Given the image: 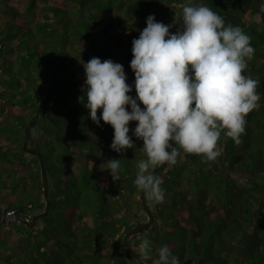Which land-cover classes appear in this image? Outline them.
Segmentation results:
<instances>
[{
  "label": "trees",
  "instance_id": "16d2710c",
  "mask_svg": "<svg viewBox=\"0 0 264 264\" xmlns=\"http://www.w3.org/2000/svg\"><path fill=\"white\" fill-rule=\"evenodd\" d=\"M198 1L0 0V60L11 77L0 83L9 89L8 83L16 80L18 86L11 87L20 88L21 74L14 63L30 59L39 69L24 76L31 84L26 94V89L22 90L21 103L35 106L34 114L60 70L69 73L65 76L68 79L84 85L81 61L86 63L95 55L102 62L111 59L123 65L126 83L132 86L128 95L135 98V74L130 67L132 40L147 26L146 18L154 15L164 23L185 5ZM262 5L264 0L207 2L226 24L239 26L251 37L255 51L243 74L259 81L261 98L246 117L240 145L222 132L217 142L222 155L215 161L204 162L202 156L181 150L177 163L168 164L159 173L165 199L162 203L149 200L155 221L131 240L138 250L142 239L150 240L153 259L157 249L166 244L179 257V264H264ZM178 27L179 22L170 31ZM58 85H69L76 95L70 91L68 97L58 99ZM74 96L82 95L73 85L54 84L31 129L28 147L41 151L47 145L52 147L42 154L50 210L37 218L35 225L32 219L26 224L23 216L44 212L47 198L40 157L24 149L29 123L16 115L14 122L0 126V264H137L123 242L129 229L147 219L134 184L138 169L132 163L140 151L137 148L128 157L108 148L105 142L111 141L114 133L96 134L95 127L99 126L84 106L87 100L77 104ZM140 107H144L142 103ZM79 131L86 133L92 146L77 141ZM133 132L130 130L129 135L135 147L141 144L143 148V141ZM37 137L43 139L36 142ZM113 158L125 164L116 181L105 169L107 160ZM7 212L16 213L18 218L6 220Z\"/></svg>",
  "mask_w": 264,
  "mask_h": 264
},
{
  "label": "clouds",
  "instance_id": "9594fccd",
  "mask_svg": "<svg viewBox=\"0 0 264 264\" xmlns=\"http://www.w3.org/2000/svg\"><path fill=\"white\" fill-rule=\"evenodd\" d=\"M178 21L173 32L172 25L149 15L139 38L132 40L135 98L128 95L132 86L126 83L122 64L98 57L81 61L86 77L81 86L87 97L84 106L93 123L100 126L102 119L114 129L111 150L122 153L135 147L129 124L138 122L133 135L143 141L147 159L137 162L134 184L155 203L164 201L165 189L150 166L175 165L181 150L202 156L204 162L215 161L222 155L217 150L221 133L240 145L246 117L261 98L259 81L243 74L255 51L249 35L239 26L226 24L204 3L185 5ZM78 99L84 102V96ZM120 167V159L113 158L105 169L116 181ZM137 254V264H179V257L166 244L153 259L146 238Z\"/></svg>",
  "mask_w": 264,
  "mask_h": 264
},
{
  "label": "rangeland",
  "instance_id": "374dc122",
  "mask_svg": "<svg viewBox=\"0 0 264 264\" xmlns=\"http://www.w3.org/2000/svg\"><path fill=\"white\" fill-rule=\"evenodd\" d=\"M93 57H95V55H93ZM38 59L36 58L34 60V62H36ZM43 62V60H42ZM9 64V63H7ZM14 64H16L18 70L20 71V74L21 76H18V80L20 81V88H13V87H16L18 86V83L16 82V80L12 81L11 83H8L9 85L13 86H9V89L7 87H5V84L4 83H0V126L7 123V122H14L15 119L13 118V116H16V115H21L23 118H25L26 121H28V123L33 119V111L35 110V106H32L30 104H22L21 102V98L23 96V91L24 89L25 90V94L27 93L26 91L28 90L27 87L31 84L30 81L25 78L24 76H27L28 73H29V70L30 71H33V69L35 68L36 70H38L39 68L36 67L34 64L32 66V63L30 61V59H26V62H22V59L21 60H18L16 61ZM26 66L27 68L23 71V68L22 66ZM41 70H44V71H48V69H41ZM7 70L5 69L4 65L1 63V60H0V81H3L5 79H9L11 78L9 76V74H7L6 72ZM23 75V76H22ZM64 75V77H63ZM59 77H55L53 79H56V78H59V79H68L67 77L65 76H69V73L67 71H62L60 70L59 71ZM52 79V80H53ZM70 91H72L71 93H75L74 89H72L69 85H64V86H56L55 88V95L58 99H61V98H65V97H68V93H70ZM36 93V92H35ZM35 95V94H34ZM32 95V97L34 96ZM76 95V93H75ZM74 101H76L75 103L78 104V102L80 103L78 97L76 98V96H74ZM52 101H50L51 103ZM132 125V124H131ZM132 126H135V125H132ZM96 129V134L98 135H101V134H113L114 133V129L112 128V126H99V127H95ZM26 130V128H25ZM78 142H80L81 144H83L84 146L85 145H91L92 146V143L86 138V133L84 131H79V135H78ZM43 138H35L34 141H41ZM111 141H109L108 143H106V146L108 148H110V145L112 143V140L113 138L111 137L110 139ZM13 145V143L11 144ZM137 148L139 149V153L136 157V162L134 161L132 164H135L137 165V162L138 160H141L142 159H146V153H144V149L142 148L141 144L139 145V147H135L132 148V149H127L125 150L124 152H122V155L124 156H128L131 155V154H134V150H137ZM48 149L50 151H52V147L51 145L50 146H46L45 150H42L39 148L37 149V151L41 152V154H45L47 153ZM136 152V151H135ZM141 154H142V157H141ZM122 167H125L124 163L121 164ZM50 166V165H49ZM133 170H135V168L132 166ZM6 220H15L18 218L17 214L16 213H12V212H7L6 214Z\"/></svg>",
  "mask_w": 264,
  "mask_h": 264
},
{
  "label": "water",
  "instance_id": "95a60500",
  "mask_svg": "<svg viewBox=\"0 0 264 264\" xmlns=\"http://www.w3.org/2000/svg\"><path fill=\"white\" fill-rule=\"evenodd\" d=\"M208 0H201L196 2L193 5H197L200 3H204L207 4ZM181 13V12H180ZM180 13L174 17L173 19L164 22L165 25H174L177 24L178 21V17L180 16ZM69 83L71 85H73L75 87V89L79 92V94H81L82 96H84V98L87 100V97L85 96L84 92L81 90V86L77 83H75L74 81H72L71 79H53L50 81L49 87L47 89L46 95L43 97V99L40 101L39 107L37 109V112L34 114L33 119L29 122L28 126L26 127V133H25V138H24V149L28 150L29 152H32L36 155H38L40 157V162L42 165V174H43V178H44V191H45V196L47 198V205H46V209L44 212L40 213L39 215H36L34 217H31L30 215L27 216H23V220L26 224H31L30 220L32 219V221H34V225L36 222V219L39 217H44L49 213L50 210V205H51V198H50V193H49V182H48V176H47V170H46V164L44 162V158L41 154V152L37 151L34 148H28V143H29V136L31 134V129L32 127L35 125L37 119L39 118V116L41 115V112L43 110V106L45 104V102L47 101V99L50 97L51 91H52V87L54 86V84L56 83ZM102 112L101 110H98L97 115L100 116ZM100 124L102 125H109V124H105L104 121L101 119L100 120ZM136 126H132L129 124V128L130 130L134 131ZM168 166V163H165L164 165H156L153 169L150 170L151 173L155 174V175H159V173L166 169ZM140 198H141V202L143 205V208L146 212L147 215V219L146 220H142L139 221L135 226H133L131 229H129L125 235H124V249L126 250V252L128 254H131L135 259H138V252L139 250L136 249L132 243L131 240L134 236L142 233L143 231H145L146 229H149L151 227V225L154 223L155 221V212L150 204L149 199L140 191ZM4 218V216H3ZM150 264V262H149Z\"/></svg>",
  "mask_w": 264,
  "mask_h": 264
},
{
  "label": "flooded vegetation",
  "instance_id": "af4514ba",
  "mask_svg": "<svg viewBox=\"0 0 264 264\" xmlns=\"http://www.w3.org/2000/svg\"><path fill=\"white\" fill-rule=\"evenodd\" d=\"M28 126V125H27ZM28 148H30V147H28Z\"/></svg>",
  "mask_w": 264,
  "mask_h": 264
}]
</instances>
